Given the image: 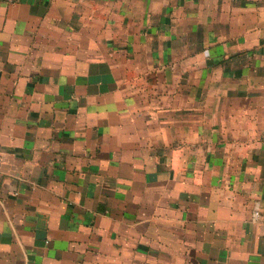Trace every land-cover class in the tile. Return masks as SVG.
<instances>
[{"label":"crops","instance_id":"1","mask_svg":"<svg viewBox=\"0 0 264 264\" xmlns=\"http://www.w3.org/2000/svg\"><path fill=\"white\" fill-rule=\"evenodd\" d=\"M0 144V264H264V0H0Z\"/></svg>","mask_w":264,"mask_h":264},{"label":"built area","instance_id":"2","mask_svg":"<svg viewBox=\"0 0 264 264\" xmlns=\"http://www.w3.org/2000/svg\"><path fill=\"white\" fill-rule=\"evenodd\" d=\"M1 150H2V147H1V144H0V154H1ZM260 216V211L259 210H255L254 211V217H259Z\"/></svg>","mask_w":264,"mask_h":264}]
</instances>
